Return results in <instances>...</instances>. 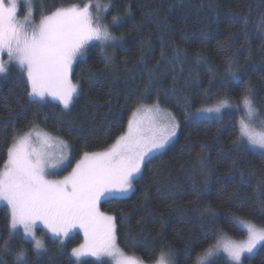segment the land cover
<instances>
[{"label": "trees", "instance_id": "16d2710c", "mask_svg": "<svg viewBox=\"0 0 264 264\" xmlns=\"http://www.w3.org/2000/svg\"><path fill=\"white\" fill-rule=\"evenodd\" d=\"M32 1L36 18L58 6L88 2ZM100 1L111 3L110 16L123 18L119 26L109 24L123 39L103 53L99 44L92 45L87 62L76 64L73 76L80 91L69 110L62 112L54 101L30 104L28 86L17 67L0 80V166L13 135L29 129L38 109L37 125L71 142L74 164L83 151H101L114 143L126 131L137 101L154 102L158 96L180 119L177 137L144 166L130 194L101 202V208L121 218L118 243L125 252L152 262L146 249L155 248L158 255L162 246L171 245L175 264H192L197 253L215 243V238L204 240L205 235L213 236V228L220 229L217 237L246 235L222 219L214 221L205 209L218 217L234 212L264 224V156L259 149L232 143L238 134L239 113L227 110L222 120L184 119L186 102L194 111L215 103L202 104L205 94L211 97L228 91L238 97L249 81L257 106L264 108V0ZM229 60L241 79L226 89L223 78ZM82 69L96 76L89 80ZM145 89L150 93L147 97L142 95ZM53 113L62 115V122L57 123ZM8 211L0 206V237L8 235ZM132 237L135 246L126 243ZM82 240L75 233L60 246L47 235V251L39 255L30 239L15 243H23L31 264H76L71 249ZM0 259L13 264L11 253ZM225 260L218 262L225 264ZM244 261L264 264V248ZM82 262L101 264L94 257H84Z\"/></svg>", "mask_w": 264, "mask_h": 264}, {"label": "snow or ice", "instance_id": "6c2138e0", "mask_svg": "<svg viewBox=\"0 0 264 264\" xmlns=\"http://www.w3.org/2000/svg\"><path fill=\"white\" fill-rule=\"evenodd\" d=\"M110 7L111 3L88 0L83 6L55 7L47 14L42 13L38 23L30 20L29 14L19 22L18 0H0V79L8 76L10 67H17L28 86L30 104L54 101L62 106V112L69 110L80 91L79 81L72 79L75 66L87 62L89 46L98 43L103 53L123 39L122 35H114L105 22L104 14ZM122 22L119 15L111 19L114 26ZM5 54L7 59L3 58ZM233 63L228 61L223 78L226 89L241 79L233 70ZM81 72L89 80L96 76L91 70ZM142 95L149 96L148 89ZM210 100L215 101L212 106L197 107L194 111L186 102L184 119L201 120L214 114L217 120H222L224 110L235 109L242 114L232 143L259 149L264 156V111L257 107L251 82L240 88L238 97L228 91L211 97L205 94L202 104ZM38 113L39 109L27 132L13 135L0 166V202L9 209V231L7 237H0V257L11 253L13 264H31L23 243L15 242L30 239L37 255L47 251L45 241L36 234L42 225L60 246L73 230L83 231L84 241L71 249L76 264H83L82 258L87 256L95 257L101 264H106L102 261L104 257L109 258L107 264H145L120 248L117 220L121 218L102 212L100 204L124 198L133 190L144 166L177 137L181 127L177 117L160 107L158 96L151 104L137 101L127 130L107 150L83 151L73 166V145L40 130L36 123ZM52 118L62 122V115L53 113ZM48 119L45 115L44 122ZM68 127L71 130L70 124ZM56 146L58 151H53ZM69 167L71 171L62 178H49ZM205 211L214 221L222 219L224 224L243 230L246 235L242 239L226 234L217 237L220 229L213 228V236L205 235L204 240L215 238V243H208L197 253L192 264H219L217 258L221 253L226 257L225 264H244L258 248H264V225L241 219L234 212L218 217L211 209ZM261 214L264 215V207ZM126 243L135 246L137 241L132 237ZM146 255L153 264H175L171 245L162 246L158 255L155 248L146 249Z\"/></svg>", "mask_w": 264, "mask_h": 264}, {"label": "rangeland", "instance_id": "374dc122", "mask_svg": "<svg viewBox=\"0 0 264 264\" xmlns=\"http://www.w3.org/2000/svg\"><path fill=\"white\" fill-rule=\"evenodd\" d=\"M18 3H19V8H18V16H17V19H18V21L19 22H23V20H24V16L26 15V14H29V19L30 20H32L33 22H35V23H38L39 22V19L40 18H36L35 17V13H34V3H33V1L32 0H18ZM100 3L101 4H108V3H105V2H101L100 1ZM83 6V5H82ZM93 11L95 12V9H93ZM103 14V13H102ZM105 15V22L107 21V23L108 24H110V27H111V19H112V16H110V9L107 11V13L106 14H104ZM110 31L114 34V32L112 31V29L110 28ZM115 35V34H114ZM98 44V43H97ZM92 45H90L89 46V48L91 47ZM112 46H110V47H107L106 49L108 50L109 48H111ZM89 48H88V50H89ZM88 50H87V53H88ZM4 59H7V56H6V54L4 55V57H3ZM12 67H10V69H11ZM72 79H73V82H77L75 79H74V76H72ZM1 80V79H0ZM49 99H51V98H49ZM142 103H146V104H151V103H153V102H148V101H143ZM159 105H160V107L162 108V109H165V110H168V111H170V112H172V114L173 115H175L176 117H177V119L179 120V122H180V119H179V117L177 116V114L173 111V109H171L170 107H168V106H166V105H163V104H161L160 102H159ZM208 106H212V105H208ZM208 106H204V107H208ZM258 107V106H257ZM258 108H260V107H258ZM262 111H264V108L262 109V108H260ZM227 110H230V109H226V110H224L223 112H222V114L225 112V111H227ZM233 110H235V109H233ZM240 114H242V113H239V115ZM206 117H215L214 116V114H208ZM39 127V129L40 130H42V131H44V132H47V133H49V134H51L52 136H54V137H59V138H61V139H63V140H65V141H67V142H69V143H71L69 140H67V139H65L64 137H62V136H60V135H57V134H55V133H53V132H51V131H49V130H47V129H45V128H43V127H41V126H38ZM127 130V129H126ZM28 131V129L27 130H25L23 133H25V132H27ZM22 133V134H23ZM179 133V132H178ZM21 134V133H20ZM21 134V135H22ZM113 144V143H112ZM111 144V145H112ZM110 145V146H111ZM109 146V147H110ZM108 147V148H109ZM108 148H106V149H104V150H107ZM256 149V148H255ZM104 150H101V151H104ZM53 151H58V146H56V147H54L53 148ZM72 164H73V158H72ZM75 164V163H74ZM74 164H73V166H74ZM71 171V167H69V168H67V169H65V170H63V171H59L58 172V175H56V176H52V177H49L50 179H60V178H62L63 176H65V175H67L68 174V172H70ZM134 188V187H133ZM133 191V190H132ZM131 191V192H132ZM130 192V193H131ZM130 193H128V194H130ZM127 194V195H128ZM2 205H5L4 203H2V202H0V206H2ZM100 210L102 211V212H104V213H106V214H109V215H114V214H111V213H108V212H105L102 208H101V204H100ZM241 219H246V218H241ZM246 220H249V219H246ZM254 222V221H253ZM258 225H264V224H258ZM75 233H80L82 236H83V240H82V242L84 241V233H83V231L82 230H80V229H75V230H73V232L72 233H70V235H69V237L71 236V235H73V234H75ZM37 236L38 237H40V238H42L44 241H45V244H46V236L47 235H49V236H51V234L50 233H47V230L46 229H44L43 228V226L42 225H40V226H38V229H37ZM223 235H225V234H223ZM226 235H228V236H230L231 238H233V239H242V238H244L245 236H233V235H229V234H226ZM222 236V235H221ZM68 237V238H69ZM68 238H66L65 239V241L68 239ZM81 242V243H82ZM80 243V244H81ZM119 244V243H118ZM79 245V244H78ZM77 245V246H78ZM121 248V247H120ZM46 249H47V246H46ZM122 249V248H121ZM259 249V248H258ZM257 249V250H258ZM123 250V249H122ZM257 250L255 251V253L257 252ZM124 251V250H123ZM41 252H45V251H41ZM125 252V251H124ZM126 254H128V255H135V254H131V253H127V252H125ZM254 253V254H255ZM136 257H138L139 259H141V260H143L142 258H140L139 256H137V255H135ZM87 257H91V256H87ZM84 258V257H83ZM95 258V257H94ZM221 258H226L225 256H224V254L223 253H221L220 254V257H218L217 259L218 260H220ZM102 259H106V260H108L109 258H107V257H104V258H102ZM144 262H145V264H153V262H147V261H145V260H143ZM244 264H249V263H246L245 261H244Z\"/></svg>", "mask_w": 264, "mask_h": 264}]
</instances>
